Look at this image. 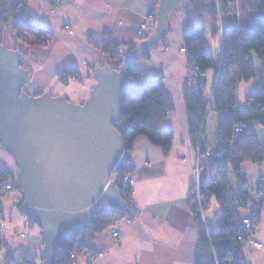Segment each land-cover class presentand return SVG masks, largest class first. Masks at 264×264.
Wrapping results in <instances>:
<instances>
[{
  "label": "crops",
  "instance_id": "obj_1",
  "mask_svg": "<svg viewBox=\"0 0 264 264\" xmlns=\"http://www.w3.org/2000/svg\"><path fill=\"white\" fill-rule=\"evenodd\" d=\"M19 2V0H12ZM23 10L27 12L29 21L39 31L50 33L51 38L46 44L25 45L17 41L12 32L13 23L5 29L3 44L18 45L28 48L29 58L33 67L29 81L24 85L25 91L38 94L49 91L52 95L68 97L73 103L83 102L89 98V93L95 79L93 68L104 64L106 56L97 52L89 39H97L101 34L110 32L116 44L136 46L140 43L142 28L148 20L150 0H23ZM192 8H185L175 14L170 22L171 29L164 35V41L152 47L147 57L141 56L137 62L138 69L146 76L163 77L164 92L173 103V109L166 113L162 125L172 132V142L168 154H163L162 147L153 145L147 137L137 136L128 152V159L133 166V185L131 187V203L135 206L136 216L133 219H121L114 224L120 232L117 240L112 236V227L95 233L90 248L94 256L82 254L76 259V264H195L199 227L195 222L199 218L198 212L192 210L191 187L194 184V164L196 150L190 144L188 135V113L184 102L187 75L186 51L183 48V35L187 29V20L192 24L206 28V45L212 57L218 62L222 53L221 35L212 36V19L195 11L197 9L216 10L217 0H188ZM237 23L248 26L253 12L249 5L255 0H232ZM195 7V8H194ZM23 21V18H20ZM227 20V16L223 18ZM69 29L71 32H69ZM140 32V34H139ZM145 34V33H144ZM253 63L258 72L256 56ZM26 61V59H25ZM66 70H75L78 79L68 80L66 84L60 81L59 74ZM214 72L209 70L205 74L206 96L211 92L214 83ZM253 80V79H252ZM239 86L236 96L237 107L242 110L247 107L246 97L252 92L251 85ZM249 84V85H248ZM212 111V112H210ZM203 130L202 144L211 150L218 146L219 113L210 110ZM210 114L212 116L210 117ZM210 118V119H209ZM211 123V125H210ZM217 125V136L209 138L208 132ZM259 123L253 122L252 129H259ZM261 126V125H260ZM262 127V126H261ZM257 134V133H256ZM210 140H209V139ZM264 148V144H261ZM211 160L203 152L199 157V164L203 167L201 175L206 176ZM248 162V161H245ZM244 162V163H245ZM243 163V164H244ZM245 165L250 169L253 177L251 186L255 189L256 203L261 199L257 191L260 178L264 177V163ZM0 164L11 173H16L17 166L10 154L0 147ZM244 166V165H243ZM248 172L243 169L236 175H231L230 186L234 187L236 179H244L245 188L250 190ZM16 191V192H15ZM248 197L251 196L248 193ZM21 197L18 190H12L0 197L2 209L15 207ZM205 208L203 216L206 231H215V219L221 210L214 205L213 226L210 228L206 221V210L211 207V198ZM251 201L250 208H256ZM259 232L256 236L262 242V247H250V263L264 264V202L261 206ZM4 210V209H3ZM17 220V219H16ZM27 227L28 236L20 237L19 230L12 225L4 226L7 241L15 254L25 255L36 264H42L40 251L42 240L38 229H33L27 220L18 219L17 223ZM18 227V226H17ZM40 230V229H39ZM15 236V238L13 237ZM19 236V237H18ZM27 236V237H26ZM7 253L0 251V264H5Z\"/></svg>",
  "mask_w": 264,
  "mask_h": 264
},
{
  "label": "trees",
  "instance_id": "obj_2",
  "mask_svg": "<svg viewBox=\"0 0 264 264\" xmlns=\"http://www.w3.org/2000/svg\"><path fill=\"white\" fill-rule=\"evenodd\" d=\"M23 3V0H19V2L0 0V43L3 44L4 35L9 33L5 28L9 26V22H12V32H15L17 41L28 46L46 44V41H42L41 38L50 35V33L44 30L39 31L29 21L27 12L23 10ZM217 3L218 11L217 9L209 11L194 8L196 12L206 14L212 19L211 35H221L222 53L220 61L217 62L212 57L206 45V28L204 26L192 24L189 18L186 24L187 29L183 35L187 69L196 68L198 73L203 74L197 90H187L184 96L188 113V135L190 144L194 149H199L201 152L207 150L202 142L199 144V138L203 134L205 126L208 96L205 94L204 87L206 84L205 74L209 70L214 72L210 110L219 113L218 146L216 148L222 149L229 145L234 127H241L242 130L234 133L233 148L227 151V156L211 159L207 174L203 177L201 184L203 197L209 199L214 196L221 212L214 220L216 224L215 231H206L200 218H196L195 222L199 227L200 235L197 242L195 264H248L241 252L238 235L232 229L233 209L231 203L236 202L240 205L241 211L239 213L241 215L249 216L259 222L264 198L256 203L255 200L248 197L249 192L245 188L244 179H236L234 187H231L230 184L228 185V176L229 173L233 176L240 173L245 161L253 164L264 163V148L259 143L256 132L251 127L253 122H257L264 129V0H255L254 3L249 5L253 14L248 26L237 23L232 0H217ZM148 4L151 7L147 15L148 20L142 27L145 29V34L141 32L140 42L151 34L156 22L158 0H150ZM185 8H192L188 0L183 3L179 12ZM177 13H174L172 18L167 20L166 33L171 29L169 24ZM225 16H227V20L224 21ZM21 17L23 21L20 20ZM221 26L222 28H220ZM164 39L163 36L160 41L149 46V50L145 51L142 56L147 57L152 47L159 42H163ZM89 44L97 52L99 51L106 56V63L113 69L120 66L123 50L130 48V46L116 44L110 32L101 34L97 39L90 38ZM7 47L20 49L22 55L21 66L29 69L31 75L33 67L29 66L32 60L29 58L28 48L25 46L19 47L16 43L14 46ZM253 53L262 66L258 76L255 74L253 56H251ZM136 62L132 61L128 70L130 86L124 92L122 98L121 120L114 124L120 138H122V146L127 154L126 160L118 170L119 174L134 171L128 159V152L132 149V144L137 136L147 137L151 144L162 147L165 155L168 154L173 139L172 132L162 125L166 113L173 109V103L164 92L163 77L152 78L144 75L138 69ZM75 73V70H66L61 72L59 77L66 78L67 75ZM63 78L60 81L66 84L68 79ZM251 79H253V89L246 97L247 107L240 110L236 104L238 84L242 80L250 81ZM16 178V173L14 175L0 164V184L10 180L12 181L11 186H14L20 192V186ZM258 186L257 191L264 197V177L260 178ZM117 187L123 200L127 201L121 183L117 182ZM208 201L205 202L204 208ZM251 201L256 204V208L248 209ZM191 202L192 210L195 211L196 204L192 200ZM103 203L94 213L88 228L77 232L71 238L62 240L54 264H71L68 256L74 254V252L80 255L85 254L86 250L90 249L86 241H92L95 233L127 216L131 218L136 216L135 206L131 201H128L130 205L126 210L116 205L105 206ZM1 223L0 220V251L6 250L8 247V241H6L3 234ZM15 260L9 255L5 264H36L25 255L16 256Z\"/></svg>",
  "mask_w": 264,
  "mask_h": 264
},
{
  "label": "water",
  "instance_id": "obj_3",
  "mask_svg": "<svg viewBox=\"0 0 264 264\" xmlns=\"http://www.w3.org/2000/svg\"><path fill=\"white\" fill-rule=\"evenodd\" d=\"M187 0H158L151 34L122 52L120 66L92 71L89 98L73 103L45 90L30 95V70L19 48L0 43V147L17 166L19 211L40 229L42 264H54L62 240L88 228L104 200L126 210L112 175L127 158L114 124L130 86L128 70L166 34V23Z\"/></svg>",
  "mask_w": 264,
  "mask_h": 264
},
{
  "label": "built area",
  "instance_id": "obj_4",
  "mask_svg": "<svg viewBox=\"0 0 264 264\" xmlns=\"http://www.w3.org/2000/svg\"><path fill=\"white\" fill-rule=\"evenodd\" d=\"M217 11H218V7H217ZM219 14V12H218ZM220 23V20H219ZM69 32H71L69 29H67ZM140 34V32H139ZM51 38L50 35H46V36H42L41 40L43 41H48ZM187 75H186V89L185 91L187 92V90H191V91H196L197 87L200 85L201 83V79L203 77L202 73H198L196 68H192V69H187ZM63 76H60V80L62 81ZM66 78L68 80H75L77 79V76L75 75H67ZM63 78V79H66ZM211 98H212V91L211 94L209 95L207 101V107H206V114H205V119L207 117V115L209 114V110H210V103H211ZM242 130L241 127H234L232 130V133L234 135V133H238ZM233 135H232V140L230 141L229 145L226 148H212L211 150H205L203 153L208 156L210 158V160L214 157H222V156H227V151H229L230 149L233 148ZM203 134L200 135L199 138V144L202 140ZM196 162L194 165V172H195V178H197V182L195 183V185L191 188V200L193 201V203L196 204V208L195 211L198 212V216L201 220V222L203 223V225L205 226L206 222H204V216H203V208L205 205V202L207 201L206 197H202L201 196V184L203 181V176L201 175L202 169L203 167L200 166L199 164V157L200 154L202 153L201 151H199V149H196ZM208 167L206 166V168L204 167V170L207 169ZM229 181H228V185L230 184V179H231V174L229 173ZM112 178L115 179L116 182L121 183L122 188H123V192H124V196L127 198V201H131V187L134 183L133 181V173L131 172H125L123 174H119L118 172L114 173L112 175ZM6 184L1 186L3 188V190L7 188H9L8 186H10L11 183H7V181L5 182ZM261 201L264 198L263 195L260 193L258 196ZM231 208L233 209V225H232V229L234 231H236L238 238H239V242L241 243V252L243 253L244 257H245V261L248 264H252L250 263V257H251V252H249L250 247H255L257 249H259L260 247H262V242L258 241V239L256 238L258 232H259V222H257L254 219H251L249 216H244L241 215L239 212L241 211V207L240 205H238V203L236 202H232L231 203ZM136 212V211H135ZM126 221L133 219L131 217H125L123 218ZM112 228V236L117 240L120 236V232L115 229L114 224L109 225ZM86 243L89 245L90 248V244L91 241H86ZM12 254V253H10ZM89 256H94V252L90 249L86 250V253ZM15 255V254H14ZM79 254L78 253H74V254H70L68 256V260H70L71 264H75L76 263V259L78 258Z\"/></svg>",
  "mask_w": 264,
  "mask_h": 264
},
{
  "label": "rangeland",
  "instance_id": "obj_5",
  "mask_svg": "<svg viewBox=\"0 0 264 264\" xmlns=\"http://www.w3.org/2000/svg\"><path fill=\"white\" fill-rule=\"evenodd\" d=\"M217 9V8H216ZM218 16L220 17V15L218 14ZM220 28H222V26L220 27ZM253 55L255 56V54L253 53ZM257 58V57H256ZM256 64H258V66H259V68H260V71L258 72V68L256 69V66H255V64H254V66H255V74H256V76H258L259 74H260V72H261V64H260V61L258 60V58L256 59ZM252 79L250 80V81H248L249 82V84L251 85V83H252ZM240 85L239 86H243V85H245V84H247V82L246 81H241L240 83H239ZM248 84V85H249ZM212 91V90H211ZM211 94V92L209 93V95ZM209 95H208V97H209ZM210 112H212V111H210ZM213 113V112H212ZM212 116V114H210V117ZM210 119V118H209ZM210 125H211V123H210ZM218 125V124H217ZM217 125H213V127L210 129V131L208 132V134H210L209 135V138L211 137L212 139L213 138H215L216 136H217V134H216V131H217ZM259 126V128H260V130L259 129H256L255 128V132L257 133V139H258V141H259V143H261V144H264V129L260 126V125H258ZM208 138V139H209ZM210 140V139H209ZM196 150V149H195ZM14 161V160H13ZM196 162V161H195ZM195 165V164H194ZM244 166H243V169H245V172H248L249 173V175H248V183H249V187H250V190H249V195L251 196V198H253V199H256L255 198V196H256V192H255V189H254V187H252L251 186V181H252V179H253V177L250 175V169H248V168H246V166L245 165H251L249 162H245L244 164H243ZM194 167V166H193ZM14 175H15V173H14ZM194 178H195V172H194ZM16 181H17V178H16ZM197 182V178H195V181H194V184L192 185V187L195 185V183ZM7 183H11L10 184V186H8L9 188H7L6 187V189L5 190H3V188L1 187V186H3V185H5L6 183H2V184H0V197H3V196H5L7 193H9V192H11L12 190H15V188H14V186H11L12 185V181H10V180H7ZM191 187V188H192ZM16 192V191H15ZM19 195H20V192H19ZM201 196L203 197V195H202V192H201ZM21 200H22V197H21ZM21 200H20V202H21ZM208 201V200H207ZM211 207H210V210L209 211H207L206 210V221L208 222V224H209V226H210V228H212V224H213V220H214V217H216V216H214V215H212L213 214V208H214V205H216L217 204V201H216V199L214 198V196L213 197H211ZM19 202V203H20ZM19 203L17 204V206H16V208L15 207H9V208H3L2 209V206H1V203H0V209H1V213H0V216H1V226H2V230H3V234H4V236H5V239H6V241H7V237H6V234H5V230H4V226L5 227H7L9 224L10 225H12V226H14V227H16V230H19L20 231V233H19V235H20V237H22V238H24L25 237V235H29V234H31V231L29 232V233H27V230L28 229H26L27 227H24L23 226V222H22V225L21 224H19V223H17V221H18V219H21V220H24V219H26L27 220V224L29 225V223L31 224L29 227H32L33 229H38V227L36 226V225H34V224H32V222L31 221H29L27 218H25L24 216H23V214H21V212L19 211V208H18V205H19ZM105 206H111V204L107 201V200H105L104 201V203H103ZM207 205V204H206ZM17 219V220H16ZM18 226V227H17ZM38 232H40V230L38 229ZM26 236V237H27ZM13 237L15 238V236L13 235ZM19 237V236H18ZM257 249V248H256ZM5 252L7 253V257L10 255V256H12L13 257V259L15 260V258H16V254H15V252H14V250H13V248L11 247V245H10V243H9V241H8V247L6 248V250H5ZM10 253H12V254H10ZM74 253H76V252H74ZM15 254V255H14ZM79 256H80V254H79ZM16 261V260H15ZM77 261V260H76ZM71 263V262H70ZM76 264V263H75Z\"/></svg>",
  "mask_w": 264,
  "mask_h": 264
}]
</instances>
